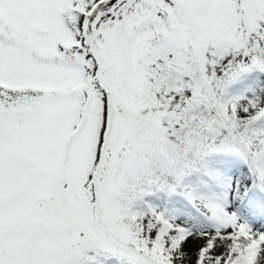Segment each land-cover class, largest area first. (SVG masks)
Segmentation results:
<instances>
[{
    "label": "snow or ice",
    "instance_id": "snow-or-ice-1",
    "mask_svg": "<svg viewBox=\"0 0 264 264\" xmlns=\"http://www.w3.org/2000/svg\"><path fill=\"white\" fill-rule=\"evenodd\" d=\"M0 264H264V0H0Z\"/></svg>",
    "mask_w": 264,
    "mask_h": 264
}]
</instances>
